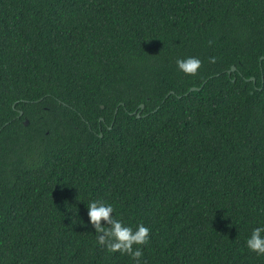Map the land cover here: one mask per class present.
Wrapping results in <instances>:
<instances>
[{
    "label": "trees",
    "instance_id": "trees-1",
    "mask_svg": "<svg viewBox=\"0 0 264 264\" xmlns=\"http://www.w3.org/2000/svg\"><path fill=\"white\" fill-rule=\"evenodd\" d=\"M101 199L146 264H264V0H0V264H133Z\"/></svg>",
    "mask_w": 264,
    "mask_h": 264
},
{
    "label": "clouds",
    "instance_id": "clouds-1",
    "mask_svg": "<svg viewBox=\"0 0 264 264\" xmlns=\"http://www.w3.org/2000/svg\"><path fill=\"white\" fill-rule=\"evenodd\" d=\"M210 62L215 63V58H210ZM176 65L183 74L196 76L202 68V61L197 57H186L178 59ZM86 208L87 225L94 230L97 245L105 247L110 253L128 255L133 264H146L143 249L150 243L151 230L148 227L144 224H125L113 214L114 206L106 200H92ZM246 245L250 251L264 255V223L252 228Z\"/></svg>",
    "mask_w": 264,
    "mask_h": 264
},
{
    "label": "water",
    "instance_id": "water-1",
    "mask_svg": "<svg viewBox=\"0 0 264 264\" xmlns=\"http://www.w3.org/2000/svg\"><path fill=\"white\" fill-rule=\"evenodd\" d=\"M235 70H236V68L233 67V68H232V71H235ZM252 80L255 81L254 78H252ZM195 90H198V89H197V88H192V89H191V91H195ZM143 107H144V106H143ZM138 117L140 118V115H138ZM102 120H103V119H102ZM27 124H28V122H26V125H27Z\"/></svg>",
    "mask_w": 264,
    "mask_h": 264
}]
</instances>
